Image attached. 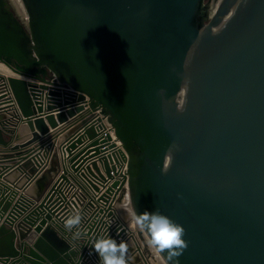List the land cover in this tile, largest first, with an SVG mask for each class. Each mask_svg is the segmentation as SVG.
Returning <instances> with one entry per match:
<instances>
[{"label":"water","instance_id":"1","mask_svg":"<svg viewBox=\"0 0 264 264\" xmlns=\"http://www.w3.org/2000/svg\"><path fill=\"white\" fill-rule=\"evenodd\" d=\"M22 2L26 21L0 0V62L23 129L101 109L131 205L185 228L179 264H264V0ZM51 220L44 200L0 206V264H71Z\"/></svg>","mask_w":264,"mask_h":264},{"label":"built area","instance_id":"2","mask_svg":"<svg viewBox=\"0 0 264 264\" xmlns=\"http://www.w3.org/2000/svg\"><path fill=\"white\" fill-rule=\"evenodd\" d=\"M10 75L14 74L0 71V128L8 141L6 146L0 145V206L44 200L52 212L50 224L71 264H100L93 251L100 237L126 242L129 264H152L143 233L135 232L126 217L129 157L102 110H92L82 102L81 111L33 139L29 129L21 134L27 123L8 80ZM61 109L50 112L56 115ZM88 128L94 131L95 144H89L84 134ZM48 172L52 176L46 188L39 196L32 195V186ZM76 212L83 218L79 238L73 236L75 229L68 232L64 227L65 220Z\"/></svg>","mask_w":264,"mask_h":264},{"label":"clouds","instance_id":"3","mask_svg":"<svg viewBox=\"0 0 264 264\" xmlns=\"http://www.w3.org/2000/svg\"><path fill=\"white\" fill-rule=\"evenodd\" d=\"M187 82L184 87L187 89ZM172 162L171 148L165 155V163L162 168L167 172ZM125 210L131 216L136 229L146 234V245L155 256H162L166 253V264H179V257L188 248V241L184 239L186 230L180 223L174 221L168 215L159 210L138 213L129 201ZM82 215L76 212L69 216L64 227L66 231L73 232L74 238H79L82 234L80 225ZM94 253L98 256L100 264H129L128 244L124 241H117L114 238H98L93 247Z\"/></svg>","mask_w":264,"mask_h":264},{"label":"bare ground","instance_id":"4","mask_svg":"<svg viewBox=\"0 0 264 264\" xmlns=\"http://www.w3.org/2000/svg\"><path fill=\"white\" fill-rule=\"evenodd\" d=\"M10 1L13 5L15 11L19 14V16L23 20L26 21L27 20V12H26V9H25V6H24L22 0H10ZM0 71L4 74H13L11 72V70L2 62H0ZM24 131H26V129H22L21 134H23ZM126 213H127L126 217H127L128 222L130 223V226L132 227V229H134L135 232H138V230L136 229V227H135V225L131 219V216L129 215L128 212H126ZM142 235H143L142 237L144 238V242L146 243V234L143 233ZM151 256H152V264H166V261L162 256H155L152 252H151Z\"/></svg>","mask_w":264,"mask_h":264},{"label":"crops","instance_id":"5","mask_svg":"<svg viewBox=\"0 0 264 264\" xmlns=\"http://www.w3.org/2000/svg\"><path fill=\"white\" fill-rule=\"evenodd\" d=\"M51 176L52 172H48L46 175H44L34 186H32V188L30 189V193L32 195L39 196L51 180Z\"/></svg>","mask_w":264,"mask_h":264},{"label":"flooded vegetation","instance_id":"6","mask_svg":"<svg viewBox=\"0 0 264 264\" xmlns=\"http://www.w3.org/2000/svg\"><path fill=\"white\" fill-rule=\"evenodd\" d=\"M208 1V0H207Z\"/></svg>","mask_w":264,"mask_h":264}]
</instances>
